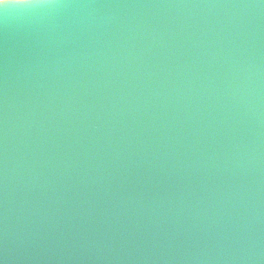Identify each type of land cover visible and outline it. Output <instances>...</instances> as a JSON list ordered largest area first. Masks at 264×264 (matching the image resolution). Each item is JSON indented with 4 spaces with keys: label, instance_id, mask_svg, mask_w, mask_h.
Here are the masks:
<instances>
[{
    "label": "clouds",
    "instance_id": "9594fccd",
    "mask_svg": "<svg viewBox=\"0 0 264 264\" xmlns=\"http://www.w3.org/2000/svg\"><path fill=\"white\" fill-rule=\"evenodd\" d=\"M0 264H264V0H0Z\"/></svg>",
    "mask_w": 264,
    "mask_h": 264
}]
</instances>
